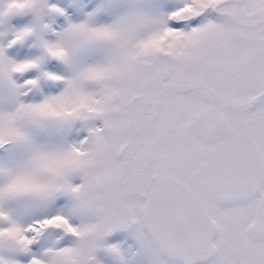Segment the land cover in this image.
I'll return each mask as SVG.
<instances>
[{
  "label": "snow or ice",
  "instance_id": "snow-or-ice-1",
  "mask_svg": "<svg viewBox=\"0 0 264 264\" xmlns=\"http://www.w3.org/2000/svg\"><path fill=\"white\" fill-rule=\"evenodd\" d=\"M0 264H264V0H0Z\"/></svg>",
  "mask_w": 264,
  "mask_h": 264
}]
</instances>
